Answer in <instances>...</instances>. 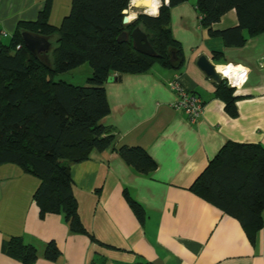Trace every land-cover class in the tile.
Returning a JSON list of instances; mask_svg holds the SVG:
<instances>
[{
	"label": "crops",
	"instance_id": "1",
	"mask_svg": "<svg viewBox=\"0 0 264 264\" xmlns=\"http://www.w3.org/2000/svg\"><path fill=\"white\" fill-rule=\"evenodd\" d=\"M164 1L168 3L157 0L158 8ZM45 3L0 0V50L20 22L37 19ZM51 3L50 17L54 0ZM67 7L60 10L62 16ZM128 10L132 19L146 12L132 4ZM200 18L196 0L170 8L172 34L181 43L184 57L180 69L155 64L144 73H113L105 83L110 112L101 121L113 130L115 146L142 147L157 166L148 174L138 173L114 149L95 151L87 160L72 163V192L88 235L72 232L62 213L41 216L33 197L39 178L18 164L0 165V264H22L4 249L13 236L36 247L34 264H136L139 260L150 264H264V211L252 240L238 218L191 189L226 142L264 146V32L249 36L242 46H227L221 37L208 34ZM237 25L232 9L212 28ZM25 36L27 41L39 37ZM51 38L44 39L51 43ZM50 43L36 49L47 62ZM214 51L222 52L219 61ZM201 55L219 71L218 67L231 66L236 80L238 70L246 72V79L231 87L237 96L235 116L217 96L216 82L197 65ZM172 80L203 99L204 112L195 123L173 107L178 93L168 84ZM127 196L142 206L143 220ZM49 243L59 250L55 261L44 257Z\"/></svg>",
	"mask_w": 264,
	"mask_h": 264
},
{
	"label": "trees",
	"instance_id": "2",
	"mask_svg": "<svg viewBox=\"0 0 264 264\" xmlns=\"http://www.w3.org/2000/svg\"><path fill=\"white\" fill-rule=\"evenodd\" d=\"M51 1L46 0L36 20L20 22L9 43L1 46L0 165L15 163L39 178L33 197L41 216L62 213L72 232L88 235L72 192L71 164L87 160L95 151L114 149L138 173L148 174L157 166L142 147L115 146L113 130L101 121L110 112L105 83L113 73H144L155 64L180 69L184 57L181 43L172 34L170 8L187 0H168L158 14L140 13L128 23H123V11L132 0H70V13L59 25L50 22ZM196 7L202 27L227 46H242L249 36L264 32V0H196ZM232 9L238 25L214 30L213 24ZM137 27L146 33L154 55L135 49L131 33ZM26 34L57 36L55 47L48 42L49 62L33 52ZM123 34L126 37L119 41ZM220 55L214 51L216 61ZM84 63L92 69L85 84L56 79ZM216 84L217 96L235 116L234 89L225 79ZM191 189L238 218L253 240L264 211V146L226 142ZM127 199L143 220L142 206ZM4 249L22 264H34L38 258L36 247L19 236L7 240ZM59 255L54 243L46 246V259L55 261Z\"/></svg>",
	"mask_w": 264,
	"mask_h": 264
},
{
	"label": "water",
	"instance_id": "3",
	"mask_svg": "<svg viewBox=\"0 0 264 264\" xmlns=\"http://www.w3.org/2000/svg\"><path fill=\"white\" fill-rule=\"evenodd\" d=\"M149 1L150 0H132L131 4L137 8L148 9L150 4ZM156 11H158V7ZM123 13L125 15L123 19V23H128L130 21L128 17V9H125ZM145 13L149 15H156V12L154 13L145 12ZM131 36L136 50L148 55L155 54L152 46L149 43L146 33L143 32L140 27L135 28L131 33ZM124 37H126V35L123 34L118 38V40L122 41ZM45 43L47 47L48 42H46L43 37H37L35 38V40L34 39L32 40L30 38V40L27 41V44L30 46L32 50H34L33 52L35 54L37 51L36 49L41 48L42 45L45 46ZM197 65L206 74V76L213 79L214 81L218 82L223 79L222 76L219 74L216 65L213 62H211V60L207 56L201 55L197 60Z\"/></svg>",
	"mask_w": 264,
	"mask_h": 264
},
{
	"label": "built area",
	"instance_id": "4",
	"mask_svg": "<svg viewBox=\"0 0 264 264\" xmlns=\"http://www.w3.org/2000/svg\"><path fill=\"white\" fill-rule=\"evenodd\" d=\"M229 67L223 66L218 72L223 79L226 80L227 84L231 87H236L241 81L246 79V72L244 70H238L236 75L238 80L233 78L234 72L226 74L225 70ZM171 89L178 93V99L173 103V107L176 110L184 112L191 123H195L204 112V101L196 93L189 92L186 88L177 80H172L169 83Z\"/></svg>",
	"mask_w": 264,
	"mask_h": 264
},
{
	"label": "rangeland",
	"instance_id": "5",
	"mask_svg": "<svg viewBox=\"0 0 264 264\" xmlns=\"http://www.w3.org/2000/svg\"><path fill=\"white\" fill-rule=\"evenodd\" d=\"M68 4H69L68 0H54V4H53L54 11L52 12L51 17H50L51 18V20H50L51 23L59 25L61 23L64 15H67V14L70 13V8L67 7ZM163 4H167V2L164 1L161 4V6ZM66 7H67V10L65 12L66 14H63V16H62V13H64V12L61 13L60 10L64 11L66 9ZM133 7H134V5H133ZM145 10L148 13H152L149 10V8L145 9ZM158 12H159V10H158ZM158 12L156 11V14H158ZM128 16H131V13H129V10H128ZM133 20L134 19H130V22H132ZM51 43H52V47L56 46V44H57V36H53L51 38ZM85 66L91 68L89 63H84V64L81 65V67L79 69L75 68L77 70L73 69V70L67 71V72H65L63 74H59L58 76H56V79H64L65 81L73 83V84H76V85H83V84H85L87 82V79L91 76V73H92V69H91L90 72H88V71H86V69H85L86 67Z\"/></svg>",
	"mask_w": 264,
	"mask_h": 264
},
{
	"label": "bare ground",
	"instance_id": "6",
	"mask_svg": "<svg viewBox=\"0 0 264 264\" xmlns=\"http://www.w3.org/2000/svg\"><path fill=\"white\" fill-rule=\"evenodd\" d=\"M149 3H150V4H149V10H150L151 12H153V13L156 12L157 7H158L157 0H150ZM128 17H129V20L132 19L131 16H128ZM129 22H130V21H129ZM218 68H220V70H221L223 67H222V68H221V67H218ZM231 71H234L233 68H232L231 66H229V67L225 70L226 74H230Z\"/></svg>",
	"mask_w": 264,
	"mask_h": 264
}]
</instances>
